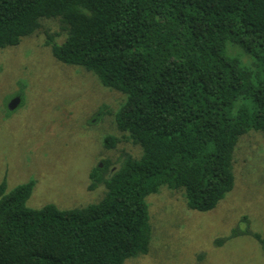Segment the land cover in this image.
<instances>
[{
	"label": "trees",
	"instance_id": "1",
	"mask_svg": "<svg viewBox=\"0 0 264 264\" xmlns=\"http://www.w3.org/2000/svg\"><path fill=\"white\" fill-rule=\"evenodd\" d=\"M57 18L66 37L47 35L51 56L123 96L115 127L141 154L94 167L88 190L102 186L103 197L82 208H28L34 181L7 192L3 179L0 264H123L148 253V196L164 187L190 211L213 210L234 187L240 138L264 135V0H0V50ZM240 223L214 244L249 236L264 252Z\"/></svg>",
	"mask_w": 264,
	"mask_h": 264
},
{
	"label": "rangeland",
	"instance_id": "2",
	"mask_svg": "<svg viewBox=\"0 0 264 264\" xmlns=\"http://www.w3.org/2000/svg\"><path fill=\"white\" fill-rule=\"evenodd\" d=\"M41 28L16 47L0 50V183L7 192L34 181L26 206L60 210L97 203L104 188L89 191V173L103 160L116 168L122 153L138 158L140 148L116 130L113 113L123 96L103 88L82 68L53 59L47 35L60 44L66 32L59 18L43 20ZM243 65L250 59L227 45ZM19 99L14 108L13 100ZM107 136L120 142L105 145ZM118 165V164H117ZM234 187L217 206L200 213L187 209L181 192L164 187L146 202L152 234L148 253L123 264H264V252L249 236H237L216 246L237 228L264 239V135L242 136L234 153ZM203 258L199 259L200 256Z\"/></svg>",
	"mask_w": 264,
	"mask_h": 264
},
{
	"label": "water",
	"instance_id": "3",
	"mask_svg": "<svg viewBox=\"0 0 264 264\" xmlns=\"http://www.w3.org/2000/svg\"><path fill=\"white\" fill-rule=\"evenodd\" d=\"M18 102H19V99H15V100H13V101L11 102V104H10V108H11V109L14 108V107L18 104ZM99 167H101V165H99Z\"/></svg>",
	"mask_w": 264,
	"mask_h": 264
}]
</instances>
